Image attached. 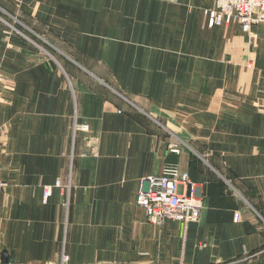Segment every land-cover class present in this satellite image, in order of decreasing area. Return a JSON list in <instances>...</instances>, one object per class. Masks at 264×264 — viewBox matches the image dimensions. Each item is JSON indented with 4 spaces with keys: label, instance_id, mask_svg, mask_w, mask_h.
I'll return each instance as SVG.
<instances>
[{
    "label": "crops",
    "instance_id": "1",
    "mask_svg": "<svg viewBox=\"0 0 264 264\" xmlns=\"http://www.w3.org/2000/svg\"><path fill=\"white\" fill-rule=\"evenodd\" d=\"M213 4L0 0V262L264 264V22ZM167 169L196 222L135 205Z\"/></svg>",
    "mask_w": 264,
    "mask_h": 264
},
{
    "label": "built area",
    "instance_id": "2",
    "mask_svg": "<svg viewBox=\"0 0 264 264\" xmlns=\"http://www.w3.org/2000/svg\"><path fill=\"white\" fill-rule=\"evenodd\" d=\"M14 21L16 22L15 19ZM1 22L9 31L21 33L12 24L4 20ZM229 22L239 24L244 33H249L252 25L264 22V0H214L213 8L208 12V26ZM79 128L81 131H87L88 126L81 125ZM50 193V187H45L44 198H47ZM198 199L199 193L192 188L186 173L167 169L161 175L147 180L146 187L136 194L135 205L144 209L147 221L153 225H161L166 220H176L187 224L196 222L199 218ZM66 262L67 257L62 252L60 264H66ZM0 264L18 263L0 262Z\"/></svg>",
    "mask_w": 264,
    "mask_h": 264
},
{
    "label": "rangeland",
    "instance_id": "3",
    "mask_svg": "<svg viewBox=\"0 0 264 264\" xmlns=\"http://www.w3.org/2000/svg\"><path fill=\"white\" fill-rule=\"evenodd\" d=\"M5 11V10H4ZM12 16V17H11ZM14 19L16 20V22L14 21ZM6 21L8 24H12L14 26V28L19 32V25H22L23 23L21 22V20H19V18L15 15L12 14V12L9 11H5V13L2 12V10L0 9V24L7 27L5 24H3L1 21ZM18 23V24H17ZM18 25L16 27V25ZM21 32V31H20ZM10 34H20V36H25V32H21V33H16L14 31H9ZM3 263V262H2Z\"/></svg>",
    "mask_w": 264,
    "mask_h": 264
},
{
    "label": "water",
    "instance_id": "4",
    "mask_svg": "<svg viewBox=\"0 0 264 264\" xmlns=\"http://www.w3.org/2000/svg\"><path fill=\"white\" fill-rule=\"evenodd\" d=\"M3 263H6L5 261H2Z\"/></svg>",
    "mask_w": 264,
    "mask_h": 264
},
{
    "label": "bare ground",
    "instance_id": "5",
    "mask_svg": "<svg viewBox=\"0 0 264 264\" xmlns=\"http://www.w3.org/2000/svg\"><path fill=\"white\" fill-rule=\"evenodd\" d=\"M259 23V22H258Z\"/></svg>",
    "mask_w": 264,
    "mask_h": 264
}]
</instances>
